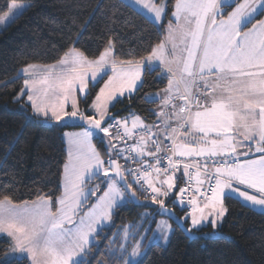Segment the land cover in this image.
<instances>
[{
	"label": "snow or ice",
	"instance_id": "snow-or-ice-1",
	"mask_svg": "<svg viewBox=\"0 0 264 264\" xmlns=\"http://www.w3.org/2000/svg\"><path fill=\"white\" fill-rule=\"evenodd\" d=\"M30 7L11 0L0 23H14ZM121 7L143 9L137 14L163 29L146 56L118 60L109 40L94 58L73 46L55 64L21 70L14 102L46 125L84 127L65 134L71 151L60 197L16 203L0 195V264H91L104 229L128 204L157 206V215L180 220L188 233L222 224L226 199L264 215V0H175L171 9L167 0H121ZM156 72L167 86L143 96L159 105L149 110L156 122L109 114L113 101L131 99ZM90 84L102 87L82 111ZM93 180L104 185L99 196ZM173 232L168 220L146 212L105 236L104 247L111 264H143L146 249L166 244Z\"/></svg>",
	"mask_w": 264,
	"mask_h": 264
},
{
	"label": "trees",
	"instance_id": "trees-1",
	"mask_svg": "<svg viewBox=\"0 0 264 264\" xmlns=\"http://www.w3.org/2000/svg\"><path fill=\"white\" fill-rule=\"evenodd\" d=\"M16 1H29L31 7L0 32V195H10L16 203H31L39 195L53 196V199L61 196L64 166L68 161L64 134L83 125L60 127L32 118L26 103L14 102L23 87L21 70L28 64L56 63L73 46L94 58L109 40L115 44L118 60H136L146 56L164 32L146 23L143 15L137 14L143 13L139 9L121 7V0ZM10 2L0 0V15ZM174 2L167 0L169 9ZM101 86H90L88 103L80 100L83 108L88 109ZM166 86V79L158 72L147 76L143 89L131 99L121 97L111 108V114L119 119L135 113L146 123H154L157 117L149 110L159 105L145 103L143 96L161 92ZM95 142L103 154L104 146L98 138ZM177 182L180 186L179 179ZM91 184L100 185L96 196L101 195L103 183L93 180ZM96 196L91 197L89 205L96 202ZM165 204L181 218L185 215L169 200ZM225 206L227 213L215 229L193 228L191 235H187L170 220L174 229L170 241L148 248L141 258L143 264H264V215L238 198L226 199ZM146 212L156 221L164 217L157 215V206L128 204L118 209L113 216L115 226L104 229V236L99 238L100 247L93 249L98 254L95 258L87 257L91 264L100 261L111 264L104 237H112L125 225L139 221ZM152 227L155 228V223ZM4 247L5 241L0 238V249Z\"/></svg>",
	"mask_w": 264,
	"mask_h": 264
},
{
	"label": "rangeland",
	"instance_id": "rangeland-1",
	"mask_svg": "<svg viewBox=\"0 0 264 264\" xmlns=\"http://www.w3.org/2000/svg\"><path fill=\"white\" fill-rule=\"evenodd\" d=\"M18 4H30V2L29 1H16ZM11 3V2H10ZM24 12V11H23ZM257 16L259 15V11L257 12V14H256ZM20 16V15H19ZM264 18V17H263ZM10 20H11V18H10ZM12 22H5V23H0V32L1 31H3L6 27H8L10 24H11ZM53 64H55V63H53ZM35 65H38V66H43V65H40V64H35ZM90 86H91V84H90ZM90 86H89V90H90ZM102 87V86H101ZM89 90H88V92H89ZM157 93H159V92H157ZM152 94H154V93H152ZM125 96H127V94L125 95ZM121 97H119L118 99H120ZM116 103V101H113V104H115ZM79 107H80V109L82 110V111H84V110H89V107H88V109H85V108H83L82 106H81V104L79 103ZM111 108H112V106H110L109 107V114L110 115H112L111 114ZM113 116V115H112ZM128 117H130V116H128ZM119 119H123V118H119ZM118 119V120H119ZM79 124V123H78ZM84 127V126H83ZM83 127L81 128V129H79V130H75V131H66L65 132V134L66 133H79V132H82L83 131ZM65 134H64V138H65V141H66V144H67V151H68V161H67V163L66 164H68L69 163V160H70V156H69V153H70V151H71V146H70V144L68 143V140H67V138L65 137ZM93 143L96 145V142H95V138L93 139ZM113 143H115V141H113ZM96 147H97V145H96ZM97 149H98V147H97ZM99 150V149H98ZM63 180H64V173H63ZM63 182V181H62ZM177 184H178V182H177ZM62 185H63V183H62ZM96 185V184H95ZM95 185H93V184H91V185H89V187H93V186H95ZM97 193V192H96ZM226 207V206H225ZM227 213V212H226ZM226 215V214H225ZM225 217V216H224ZM224 217H223V219H224ZM160 220H168V222L171 224V222H170V220L168 219V218H165V217H162V218H160L159 219V221ZM112 224H113V219H112V222H111ZM172 227H173V225H172ZM155 229V228H154ZM217 234H219V233H217ZM170 238H171V235H170V237H169V240H168V242L170 241ZM168 242L166 243V244H168ZM160 243H162V244H164V245H166L165 243H163V242H160ZM147 250L148 249H146V251H145V253L147 252Z\"/></svg>",
	"mask_w": 264,
	"mask_h": 264
},
{
	"label": "water",
	"instance_id": "water-1",
	"mask_svg": "<svg viewBox=\"0 0 264 264\" xmlns=\"http://www.w3.org/2000/svg\"><path fill=\"white\" fill-rule=\"evenodd\" d=\"M166 205V204H165ZM167 206V205H166ZM168 207V206H167ZM168 208H170V207H168ZM172 210H173V208H171ZM174 211V210H173ZM175 212V211H174ZM176 213V212H175ZM176 216L177 217H180L179 215H177V213H176ZM164 217H166V218H168L169 219V217L168 216H164ZM169 220H171L174 224H176L178 227H180L187 235H191L190 233H188V232H186L184 229L187 227V225L186 224H181V222H180V220H176L175 218H173V219H169Z\"/></svg>",
	"mask_w": 264,
	"mask_h": 264
},
{
	"label": "crops",
	"instance_id": "crops-1",
	"mask_svg": "<svg viewBox=\"0 0 264 264\" xmlns=\"http://www.w3.org/2000/svg\"><path fill=\"white\" fill-rule=\"evenodd\" d=\"M140 11H142V12H144V10L143 9H139ZM263 18V17H262ZM146 123V122H145ZM148 124V123H147ZM71 131H75V130H71ZM116 143V142H115ZM119 146V145H118ZM178 185H179V183H178ZM243 202V201H242ZM244 203V202H243ZM257 210V209H256Z\"/></svg>",
	"mask_w": 264,
	"mask_h": 264
},
{
	"label": "built area",
	"instance_id": "built-area-1",
	"mask_svg": "<svg viewBox=\"0 0 264 264\" xmlns=\"http://www.w3.org/2000/svg\"><path fill=\"white\" fill-rule=\"evenodd\" d=\"M116 119H118V118H116ZM156 122V121H155ZM122 146V145H121ZM123 162V161H122ZM180 174L179 173H177V176H179ZM180 186H183V185H180Z\"/></svg>",
	"mask_w": 264,
	"mask_h": 264
}]
</instances>
